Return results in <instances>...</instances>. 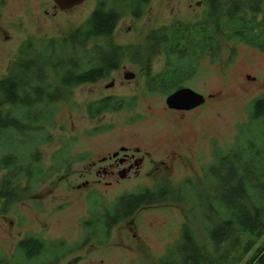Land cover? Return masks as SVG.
<instances>
[{"label": "rangeland", "instance_id": "rangeland-1", "mask_svg": "<svg viewBox=\"0 0 264 264\" xmlns=\"http://www.w3.org/2000/svg\"><path fill=\"white\" fill-rule=\"evenodd\" d=\"M114 1L105 0L108 6L113 5L120 11L111 39L119 47H141L147 35L169 28L174 23L189 25L202 22L206 13L203 0H149L141 17L136 19L122 9L119 5L121 0ZM97 2L86 0L71 10L59 11L52 0H5V6L0 8L3 18L0 28L4 30L0 36V78L4 77L16 52L17 60L26 62L19 53L22 43L31 41L23 50L41 47L45 51L43 42L61 38L78 29ZM217 40L220 50L215 58L204 55L196 61H184L172 55L165 57L167 63L161 57L150 63L151 58L139 60V54L138 62L124 56L120 68L110 78L76 89L72 97L66 95V101L55 108L43 105L42 122H48L41 126L40 133L34 132L36 128H24L31 122L28 110L14 109L12 116L22 123L19 125L23 130L0 133V154L14 155L19 163H27L36 143L41 157L39 163L31 166L32 169L39 166L34 169L36 174L19 180V201L9 203L5 208L0 203V257L15 252V244L25 236L50 245L49 254L42 256L45 262H41L40 258L29 260V264H49L52 260L48 259L58 255L60 259L55 264H162L168 256L177 258V249L183 245L186 232L198 244L207 243L205 227L213 224L212 220L206 218L204 226L200 223L201 214L193 210V206L201 191L214 190L210 186L211 182L213 185L211 170L184 168L168 173L160 170L153 179L172 185L174 200L145 205L109 230L104 227L103 216L105 212L110 216L117 203L110 194L150 184L151 179L131 178L110 190L92 182L93 177H85L95 185L79 190L75 188L84 180L79 179V174L86 164L95 162L113 149V143L139 146L143 151L184 150L187 154L199 138L203 142L215 138L222 156L245 142L247 131L255 129L248 123L250 106L254 100L264 97V50L243 43H227L219 37ZM35 49L33 51H42ZM30 57L34 60L33 54ZM45 57L36 58L37 64L45 63ZM174 59L178 61L176 65L171 63ZM189 62L191 66L190 70H186L189 74L186 76L184 63ZM179 67H182L183 74L173 79L181 78V88L200 94L204 101L206 97L207 104L178 127H172V121H176L170 120V125H166L168 119L163 116L162 108L166 97L179 88L168 84L158 88L153 86L155 89H152L149 83L155 82L154 77L161 71L168 75L173 72L176 76L174 71ZM17 69L13 81L20 75V67ZM48 73L46 71L45 75ZM127 73L134 76L128 82L123 77ZM30 75L22 81L31 82ZM111 78L115 84L105 88ZM51 81H55L54 78ZM164 87L166 90H163ZM170 88L173 90L168 92ZM105 96L121 98L126 105L124 103L116 111H106L104 116L100 112L93 118L89 113L87 115V104ZM52 111L54 115L51 119ZM143 135L150 138L137 140V136ZM61 150L64 153L57 154ZM63 162L70 163L71 167L61 165ZM220 166L221 161L214 169ZM49 169L53 171H48L44 179L42 170ZM3 173L0 172V177ZM182 177L188 185L182 191L183 196L179 186ZM221 199L219 197V203ZM69 248L74 250L71 254L67 252ZM66 253L68 255L64 256Z\"/></svg>", "mask_w": 264, "mask_h": 264}, {"label": "trees", "instance_id": "trees-1", "mask_svg": "<svg viewBox=\"0 0 264 264\" xmlns=\"http://www.w3.org/2000/svg\"><path fill=\"white\" fill-rule=\"evenodd\" d=\"M203 1L206 13L202 22L189 25L174 23L169 28L147 35L141 47H119L113 44L111 39L120 11L113 5L108 6L105 0H98L95 9L78 29L61 38L43 42L45 51L41 47H30L32 51H43V54H34L35 62L30 72L36 74L35 76L41 74L45 83L48 81L46 77H50L68 88L66 84L77 86L105 80L108 72L115 69L124 56L138 62L151 58V52L156 51L155 49L184 51V55H176L184 61H196L204 55L215 58L220 50L217 40L219 37L227 43H243L264 50V0ZM117 2L119 0L113 3ZM148 2L149 0H121L119 5L137 19L141 17ZM23 49H26V45L21 47L20 54ZM138 54L141 55L139 60ZM21 56L23 57V54ZM42 57H45V63L37 64L36 58ZM23 64L24 61L20 59L13 64V76L20 67V75L14 81L16 83L23 82ZM190 66V62L184 63V75L186 70H190ZM46 71L49 72L48 76L45 75ZM174 73H177L176 76L173 72L170 75L164 73L161 81H173L170 86L174 87L181 85L182 79L173 77L183 74L182 67L175 69ZM11 80L12 78L6 77L0 79V133L23 130L19 125L22 123L17 122L10 116V111L6 110L15 91L10 85ZM164 89L166 90L165 87ZM172 90L170 88L168 92ZM12 104L17 105L16 102ZM118 104L119 102L107 101L94 105L89 115L93 118L97 110H117ZM44 105L49 104L45 102ZM249 111L248 123L255 129L247 131L243 144H238L231 152L220 156L221 166L210 171L213 181L210 186L214 190L201 191L202 194H198L199 199L193 206V210L201 214L202 221H199L204 226L206 218L212 220L213 224L205 227L207 243L198 244L193 236L186 232L182 239L183 245L177 249V258L168 256L162 264H264V97L254 100ZM53 115L52 111L51 119ZM47 122L44 120L43 126ZM32 123L36 126V122ZM29 124L31 125L30 122ZM32 138L33 136L30 137L31 140ZM36 146L35 143L27 163H19L14 155L0 154V172H4L0 177V203L4 208L9 203L16 204L19 201V180L36 174L34 169L39 166L34 169L31 167L40 162L41 153ZM63 153L64 150H61L57 154ZM57 154L53 158L54 161ZM48 171L53 170H42L44 179ZM219 197H222L220 203ZM152 203L154 201L140 199L117 201L110 216L104 213L105 229L109 230L123 219L133 216L141 207ZM49 248L50 245L44 241L29 238L27 249L24 251L28 260H37L43 255H48ZM22 250V245H19V257ZM48 260H52L51 263L48 261L49 264H54L55 258Z\"/></svg>", "mask_w": 264, "mask_h": 264}, {"label": "flooded vegetation", "instance_id": "flooded-vegetation-1", "mask_svg": "<svg viewBox=\"0 0 264 264\" xmlns=\"http://www.w3.org/2000/svg\"><path fill=\"white\" fill-rule=\"evenodd\" d=\"M4 2L5 0H0V8L5 6ZM43 13L46 14V12ZM2 19H3L2 12L0 10V22H2L1 21ZM3 33L4 30L0 28V36ZM5 39H9V37L5 36ZM29 41H25L26 43H22L21 45L22 46L26 45ZM41 52L42 51H31V50L29 51L23 50L21 52V54H23V56L26 59V62L24 61L23 64L24 70H23V76L21 78L23 79L24 77H27L28 74L29 75L32 74L30 75L32 77L31 82L16 83L13 81L14 76L12 75L11 72L14 67L13 64L17 60V56H18L17 52L15 57L14 58L12 57V59H10L9 66L6 70V73L4 74V77L9 79L12 78L10 85H12L13 86L12 88L15 89L13 97H11V100L8 102L6 106V110L10 111L9 113L10 116H12V111L14 109L20 108V109L28 110L27 113L29 117H31V122H30L31 125L28 122L26 125H24V128L26 130H33L32 128H36V130L34 131L36 133H40V131H42L43 122L41 116H42V108L45 102L49 105H52V107L55 108V106H58L60 103L62 102L64 103L67 99V96L71 95L72 97L76 89L82 88L83 86L86 85H94L100 81H103V80L100 81L98 80V82L96 81L95 83L94 82L83 83L77 86H70V84H66L65 86H69L68 88H65L62 84L56 81H51V78H48L47 83H45L44 81H42L43 76L41 74L40 76L39 75L35 76L36 74L30 72V68H32V65L35 62L34 60L31 59L30 55L31 54L39 55ZM178 54H184V51H174V52L168 50L152 51L150 55L151 56L150 63L152 62L154 63L155 60L160 59V57L164 60V63H167L168 62L166 60L167 58L165 59L166 56H172V55L176 56ZM171 63L173 65H176L178 61L174 59V61ZM119 68L120 66L118 65L115 69L109 71L108 77L110 78L111 74L117 72ZM148 69L150 71V66ZM149 74L151 75V72H149ZM163 74L164 73L162 71L158 73L154 77L155 82L154 81L150 82L149 87L155 89L160 86H167L168 84H171L173 82V81L162 82L161 78ZM185 75L187 76L189 74L186 72ZM109 84H111L113 87V85L115 84L113 78L110 79ZM107 85H105V88ZM181 85H176V88H181ZM153 86L155 88H153ZM107 101L119 102L118 105L121 107L123 106L124 103L126 105V102L121 98L113 97V96H105L101 99H97L92 103L87 104V115L91 111V108L94 105H101L102 103H106ZM13 102H16L17 105L13 106L12 104ZM127 102L129 104L130 100ZM206 104H207V99L205 97V101L202 105L188 111L169 109L165 105L162 108V111H163V116H165L168 119L166 125H170L171 123L170 120L171 121L175 120L176 122L172 121V127H178V125L184 123V121L188 119L192 113L197 112V110L205 107ZM99 112L101 116H104V113L106 111L97 110L96 114H99ZM32 121L36 122V126L35 124L32 123ZM102 133L107 134L108 132L103 131ZM136 138L137 140L141 138L147 139L150 138V136L143 135V136H137ZM108 141L109 140H107V142ZM192 147H193L192 150L188 151L187 154H184V150L177 151L176 149H170V150H166L165 152H159L157 150L143 151L139 146H127L125 143L120 144L119 142L113 143L112 145L113 149H111L105 155L97 158L95 162L91 164H86L87 166H85L82 169L83 172L79 174V179L84 178V180L83 182H81L80 185H76L75 189L79 190L82 187L89 188L91 185L94 186L95 185L94 183H96L99 184L100 186L102 185L103 187H106L107 189L113 190L118 188L121 183L130 180L131 178L137 179L139 177H147L148 179H151L150 184L136 185L129 190L110 194V196L113 198L114 201H119L123 199H140V200H150L154 202H164L165 200H174L171 190L172 185L168 186L167 184L159 181V179L158 180L153 179L154 176L158 175L161 172L160 170L165 171V173H168L169 171H173V169L182 171L184 170V168L198 169V170H204V169L212 170L219 165L220 155L217 146V141L215 140V138H209L207 142H203L199 138L198 141L195 142ZM37 150L40 151L38 148ZM61 165L71 167L70 163L68 162H63L61 163ZM85 177H90V178L93 177L91 181L94 183H90V181L86 180ZM168 180L171 181L172 179H168ZM184 181H185L184 177H182L179 182V186L182 187V190H180V194L182 196H183L182 191L184 190V188L188 186ZM176 194H178V192H176ZM99 196L101 198L102 195L100 194ZM28 240L29 237L25 236L24 239L22 238L21 240L17 241V243L15 244L16 246L15 252H11L9 255L1 256L0 264H29V260L26 257L27 253L24 251L25 249H27ZM19 245H22V249H23L20 257L17 254V247ZM73 251H74L73 249L69 248L67 252L71 254ZM68 253H66L64 256H67ZM58 256L55 258L54 264L57 259H60V255ZM41 262H45L44 258L43 259L41 258Z\"/></svg>", "mask_w": 264, "mask_h": 264}, {"label": "water", "instance_id": "water-1", "mask_svg": "<svg viewBox=\"0 0 264 264\" xmlns=\"http://www.w3.org/2000/svg\"><path fill=\"white\" fill-rule=\"evenodd\" d=\"M54 5L60 11H68L72 8L83 4L86 0H52ZM133 74L127 73L124 74V80L130 81L133 78ZM112 87L111 84L107 85L106 88ZM204 103V98L200 94L187 89L179 88L170 94L165 99V105L169 109L174 110H184L188 111L193 108H196Z\"/></svg>", "mask_w": 264, "mask_h": 264}]
</instances>
